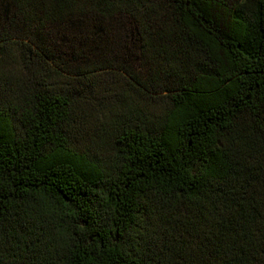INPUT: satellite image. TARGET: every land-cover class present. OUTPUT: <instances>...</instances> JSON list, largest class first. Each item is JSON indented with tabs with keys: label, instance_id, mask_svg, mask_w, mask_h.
<instances>
[{
	"label": "trees",
	"instance_id": "16d2710c",
	"mask_svg": "<svg viewBox=\"0 0 264 264\" xmlns=\"http://www.w3.org/2000/svg\"><path fill=\"white\" fill-rule=\"evenodd\" d=\"M0 264H264V0H0Z\"/></svg>",
	"mask_w": 264,
	"mask_h": 264
}]
</instances>
